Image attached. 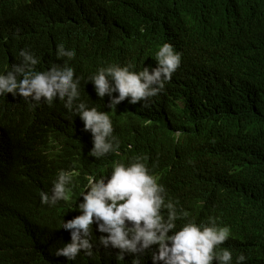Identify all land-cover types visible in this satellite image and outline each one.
<instances>
[{
    "label": "trees",
    "instance_id": "obj_1",
    "mask_svg": "<svg viewBox=\"0 0 264 264\" xmlns=\"http://www.w3.org/2000/svg\"><path fill=\"white\" fill-rule=\"evenodd\" d=\"M164 42L181 64L148 107L126 98L111 112L119 151L95 159L87 141L74 159L55 154L53 173L140 154L178 210L230 226L233 264L241 253L243 264H264V0H0V58L12 63L28 49L38 63L67 62L87 79L104 56H126L137 71L155 67ZM61 43L74 58H57ZM80 178L73 175L75 184ZM29 197L19 177L0 179V264L54 260L40 250L59 241L50 228L62 209L43 214ZM107 250L53 264H131Z\"/></svg>",
    "mask_w": 264,
    "mask_h": 264
},
{
    "label": "clouds",
    "instance_id": "obj_2",
    "mask_svg": "<svg viewBox=\"0 0 264 264\" xmlns=\"http://www.w3.org/2000/svg\"><path fill=\"white\" fill-rule=\"evenodd\" d=\"M24 1L45 5L49 0ZM75 55L74 49L57 46V58ZM19 56V63L0 58V179L19 177L29 205L35 199L43 214L55 213L56 205L62 209L50 228L59 241L40 250L54 259L51 264L92 258L94 252L102 256L106 249L117 261L132 258L131 264H233L230 226L213 217L196 222L187 210H178V201L167 197L142 155H124L100 169L82 165L53 173L55 154L74 159L87 141L88 156L95 159L119 151L111 112L126 98L148 107L164 90L181 64L182 54L172 44L158 47L155 67L137 71L126 56H104L88 68L87 79L67 62L49 67L28 49ZM83 85L92 90L85 99ZM73 175L81 176L77 184ZM246 259L241 253L235 264Z\"/></svg>",
    "mask_w": 264,
    "mask_h": 264
}]
</instances>
